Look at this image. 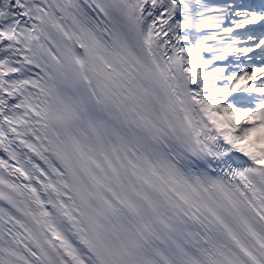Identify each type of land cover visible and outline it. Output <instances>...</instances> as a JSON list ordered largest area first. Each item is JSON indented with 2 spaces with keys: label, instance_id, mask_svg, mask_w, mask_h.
I'll use <instances>...</instances> for the list:
<instances>
[{
  "label": "snow or ice",
  "instance_id": "obj_1",
  "mask_svg": "<svg viewBox=\"0 0 264 264\" xmlns=\"http://www.w3.org/2000/svg\"><path fill=\"white\" fill-rule=\"evenodd\" d=\"M0 264H264V0H0Z\"/></svg>",
  "mask_w": 264,
  "mask_h": 264
}]
</instances>
